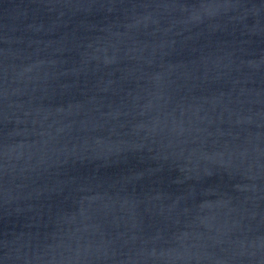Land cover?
<instances>
[{
	"label": "water",
	"instance_id": "95a60500",
	"mask_svg": "<svg viewBox=\"0 0 264 264\" xmlns=\"http://www.w3.org/2000/svg\"><path fill=\"white\" fill-rule=\"evenodd\" d=\"M0 264H264V0H0Z\"/></svg>",
	"mask_w": 264,
	"mask_h": 264
}]
</instances>
